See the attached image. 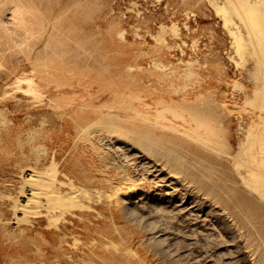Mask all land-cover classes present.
<instances>
[{
	"label": "rangeland",
	"instance_id": "obj_1",
	"mask_svg": "<svg viewBox=\"0 0 264 264\" xmlns=\"http://www.w3.org/2000/svg\"><path fill=\"white\" fill-rule=\"evenodd\" d=\"M262 148L264 0H0V264H264Z\"/></svg>",
	"mask_w": 264,
	"mask_h": 264
},
{
	"label": "bare ground",
	"instance_id": "obj_2",
	"mask_svg": "<svg viewBox=\"0 0 264 264\" xmlns=\"http://www.w3.org/2000/svg\"><path fill=\"white\" fill-rule=\"evenodd\" d=\"M253 4V2H249V4ZM256 4V3H255ZM253 4V5H255ZM252 5V6H253ZM256 6V5H255ZM17 17L18 19H23L24 22H26V18H25V11L23 9H18L17 12ZM63 82V81H62ZM23 84H26V87H23L22 85ZM62 87H64L63 85L61 84H51V83H45L43 81H39V80H36V75L35 76H25L23 77L22 79H19L18 80V88L22 91H25L26 93H30V94H33V95H37L38 93V90H39V93H47L49 95L51 94H54L55 93H61L62 94ZM66 92V91H65ZM84 100V99H83ZM69 117V116H68ZM261 122V121H260ZM255 123V122H254ZM263 123V122H262ZM256 124V123H255ZM151 125V124H150ZM259 129V128H258ZM257 129V130H258ZM251 130V129H250ZM249 130V131H250ZM261 131V130H260ZM252 132V130H251ZM257 132V131H256ZM253 133H251V136H252ZM184 135V134H182ZM255 136V135H254ZM250 137V136H249ZM259 137V136H258ZM252 139V138H251ZM257 140V139H256ZM260 140V139H259ZM262 140V138H261ZM253 142V141H252ZM261 143V142H260ZM249 146V145H248ZM260 147V146H259ZM249 148V147H247ZM246 149V147H245ZM255 149V148H254ZM264 149V148H262ZM252 150H250L249 148V154H248V158L249 159L250 157H255V154L253 156L252 153H251ZM259 151V150H258ZM255 152V151H254ZM121 153V152H120ZM244 156V155H242ZM259 157V156H258ZM54 158V157H53ZM243 158V157H242ZM246 159V160H247ZM54 160V159H53ZM238 160V159H236ZM250 160V159H249ZM248 160V161H249ZM55 161V160H54ZM54 161H53V164H54ZM57 161H55V164H56ZM243 162V161H242ZM246 162V161H244ZM240 164V161L238 162ZM249 163H252L251 161L248 162V167H251L252 165L249 164ZM254 163V162H253ZM140 164V163H139ZM247 165V162L245 163ZM244 164V165H245ZM143 165V164H142ZM251 165V166H250ZM145 166V165H144ZM240 166V165H239ZM53 167V166H52ZM52 167L50 170H52ZM57 167V166H56ZM55 167V169H56ZM247 169H249L250 172L254 173L256 171L255 168L251 167V168H248L247 166H243ZM242 167V169H243ZM263 167V166H262ZM48 168H50L48 166ZM239 169V168H238ZM241 169V168H240ZM49 170V169H48ZM49 170V171H50ZM32 172V178H30L32 184H36L38 188H36L35 186L32 188V192H31V195L28 197V201L26 204H20L18 205L17 202L14 201V203H16L15 205H18L16 206L17 208L15 209V213L18 211V212H21L23 213L25 216H28L29 213H31L30 211L34 210L32 213L33 214H36V216L38 215H42L44 217H48V218H56V217H62V216H65L66 214H70L71 213V210L73 208H78V209H83L85 208L84 207V204H81L79 202H82V200H85L88 198L87 193L85 192H88L85 190V192L79 187L77 186L76 183L73 182V179H67V177L69 176H66L65 174H63L65 176V179L63 177H59L57 175H55L56 173L54 172L53 175L51 174H48V172H43L41 171V169H38V168H34L33 170L31 169L30 170ZM55 171V170H54ZM59 170L57 169L56 172H58ZM168 172V171H167ZM251 173V174H252ZM256 173V172H255ZM258 173V171H257ZM262 172L258 173L259 175H263V173L261 174ZM62 175V176H63ZM155 176V175H154ZM253 176V175H252ZM264 176V175H263ZM126 178V177H125ZM257 178V177H256ZM41 181L39 182L40 184H42V186L40 188H42L44 191L42 193H40V191H38L39 189V184L37 183L38 181ZM242 180V179H241ZM251 180H252V177H251ZM257 180V179H256ZM254 180V181H256ZM140 181V180H139ZM250 181V180H249ZM253 181V180H252ZM127 182V181H126ZM251 183V182H250ZM175 184V183H174ZM254 184V183H253ZM257 184V183H256ZM255 184V185H256ZM246 185V184H245ZM244 187V186H243ZM249 187V186H248ZM254 187V186H253ZM42 189H39V190H42ZM248 189V188H246ZM97 192V191H96ZM24 193V192H23ZM251 193V192H250ZM253 193V191H252ZM257 193V192H255ZM98 194V193H97ZM24 196V194H22ZM100 195V193H99ZM261 195V194H260ZM4 196V195H3ZM20 196H21V193H20ZM195 196V195H194ZM10 197V196H9ZM7 198V196H6ZM260 198V197H259ZM264 198V197H263ZM111 199V198H110ZM19 200V199H18ZM89 200V199H87ZM195 200V198H194ZM261 200V199H260ZM20 201V200H19ZM130 202V201H129ZM145 206V205H144ZM211 206V205H210ZM88 208V207H87ZM89 209V208H88ZM17 210V211H16ZM90 210V209H89ZM215 212V211H214ZM130 213V212H129ZM19 214V213H18ZM33 214H31V216H33ZM17 215V214H16ZM24 216V217H25ZM30 216V214H29ZM35 216V215H34ZM187 216V215H186ZM15 217V215H14ZM19 219L20 216H19ZM18 219V220H19ZM23 219V218H22ZM26 219V218H24ZM17 220V219H16ZM138 220V219H137ZM199 220V219H198ZM20 221V220H19ZM26 221V220H25ZM65 221V220H64ZM22 222V221H21ZM20 222V223H21ZM18 223V222H17ZM19 223V224H20ZM178 223V222H177ZM18 224V225H19ZM166 226V225H165ZM58 229V228H57ZM170 229V228H169ZM175 239V238H174ZM143 242V241H142Z\"/></svg>",
	"mask_w": 264,
	"mask_h": 264
}]
</instances>
